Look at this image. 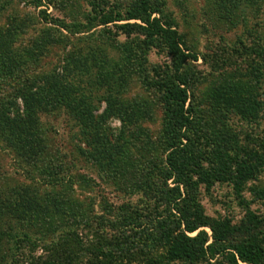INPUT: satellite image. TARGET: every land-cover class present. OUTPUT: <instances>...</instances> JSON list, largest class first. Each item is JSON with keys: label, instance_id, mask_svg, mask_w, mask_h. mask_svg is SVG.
Here are the masks:
<instances>
[{"label": "rangeland", "instance_id": "374dc122", "mask_svg": "<svg viewBox=\"0 0 264 264\" xmlns=\"http://www.w3.org/2000/svg\"><path fill=\"white\" fill-rule=\"evenodd\" d=\"M134 3L135 0H0V35L8 41L0 53L7 52L13 62H20H14L16 69L10 72L0 66V109L7 100L15 99L19 89L71 70L68 81L72 84L75 111L70 114L67 106H62L41 115L44 163H30L0 138V193H13L23 187L38 189L45 195H57L76 211L73 217H62L60 213L52 217L49 226L53 229L45 225L27 229L33 238L41 239V244L59 242L64 239V231L85 222L111 232L113 227L106 228V224L116 220L124 207L139 209L137 224L153 227L148 244L138 239L140 236L135 242L140 251H151L163 264H230L236 249L247 243L264 248V166L257 178L245 182H238L233 175L238 162H256L253 155L264 158V61L254 66L261 73L257 75L258 82L252 78L251 69V49L264 42V3L258 0L241 6L243 19L232 24L231 19L218 14L213 0H152L153 7L175 21L183 47L198 56V61H189L184 70L192 82L196 129L205 133L200 142L209 144L206 149H213L216 159L222 157L220 165L228 162L225 170L233 176L229 181L198 183V199L190 206L194 214L202 216L192 220L191 225L200 227L185 234L190 239L198 234L201 237L197 241L183 239L191 254L176 258L170 255L171 245H164L157 232L162 221L174 219L171 213L179 217L175 212L178 208L171 211L170 205L164 204L159 207L162 217L150 215L158 194L137 188L147 181L158 188L168 171L166 112L160 93L147 81H157L163 72L174 73L166 45L158 40L152 46L145 35L136 32L108 36L103 26L75 34L60 27L78 29L76 25L84 27L89 23L95 10L125 12ZM135 22L141 24L139 20L118 24ZM110 29L117 32L113 25ZM244 94H253L261 106L258 118L236 110L237 97ZM17 102L21 108V101ZM84 110L96 118L85 119ZM117 112L119 116L110 114ZM93 123L109 138L105 157L113 156L110 165V160H96L99 154H93L96 145L92 144V128H86ZM222 153L234 160L228 161ZM203 165L215 167L209 161ZM57 166L64 170L58 171ZM47 168L59 176L49 179L42 175ZM60 178L70 182L62 188L51 185L55 181L63 184ZM168 183L175 186L172 180ZM10 229L21 233L26 227L14 223ZM93 235L92 229L84 230L80 240L96 243ZM4 251L11 259L14 253L8 243ZM38 251L40 255L42 251Z\"/></svg>", "mask_w": 264, "mask_h": 264}, {"label": "trees", "instance_id": "16d2710c", "mask_svg": "<svg viewBox=\"0 0 264 264\" xmlns=\"http://www.w3.org/2000/svg\"><path fill=\"white\" fill-rule=\"evenodd\" d=\"M213 1L218 14L225 20L231 19L232 24H235L239 19H243L241 6L253 5L258 0ZM262 1L264 3V0ZM94 13L89 23L84 27L81 25H76L79 26L78 29L63 25L60 27L72 34L89 32L98 26L107 28L105 33L113 37L122 34L130 36L135 32L141 33L145 35L146 40L152 46L157 44L155 41L163 42L172 57L175 67L172 75L163 72L157 81L147 80L160 93V100L166 112L164 135L169 141V151L166 156L168 171H165V181L158 188L155 189L148 181V185L141 182L140 186L142 187L138 185L137 188H143L148 194H158V198L155 199V207L149 212L150 215L155 214L157 217H162L159 207L164 204H169L171 211L178 208L175 212L179 213V217L171 213L170 217L174 219L162 221V226L157 233H159L160 239L163 238L164 245H171L170 255L172 257H188L186 255L191 254L192 250L189 248L188 251L183 239L197 241L201 237V234H198L190 239L185 234L186 232H195L200 227L196 224L191 225L192 220H196V218L199 220L202 216L194 214V210L190 206L198 199L196 193L198 183L211 184L214 181H229L233 177L228 173L229 171L225 170L228 162L224 164L221 162L220 165L222 157H219V161L215 158L216 154L213 149L211 151L206 149L209 144L200 142V137H204L205 133L196 129L195 112L191 104L192 82L187 78L184 70L189 61H198V56L183 47L175 21L165 16L157 6L153 7L152 0H135V3L125 12L95 10ZM156 13H159L160 16H155ZM44 19L47 20L46 17ZM123 20H139L141 24L137 22L118 24ZM111 25L117 29V32H112ZM1 36L3 35H0V38ZM7 43V39L2 37L0 50L1 48L5 50ZM251 52L254 55L251 62V69L254 71L252 78L258 82L260 77L257 75L261 73L257 70V66H254L259 64L260 60L264 61V42L252 47ZM14 62L16 61L14 60ZM14 62L7 52L0 53V66L4 71L10 72L16 69L18 61L15 64ZM71 72V70H66L64 75L53 74L41 82L30 83V87L19 89V92H16L17 95L13 97L15 99L7 100L0 109V138L10 145L9 147L14 153L19 152L34 165H37L38 162L44 163L43 155L46 150L45 141L42 138L44 132L40 123L41 115L62 106H67L70 114L75 112L72 107L74 100L72 84L68 81ZM252 95L247 97L244 94L242 98L239 95L237 97L239 101L235 108L243 115L253 113L255 118H258L261 106ZM17 100L21 101V108L18 106ZM110 114L119 116L118 112ZM82 115L85 119L96 118L91 111L87 110H84ZM86 128H92L90 130L94 137L92 144L96 145L93 154L95 156L99 154L96 160L108 159L110 165L113 156L105 157L109 152L105 150L110 145L109 138L107 135L101 134L96 123L90 124ZM222 154L228 161L234 160L232 157ZM253 158L256 159V162L241 161L237 163L239 168L235 174L233 173L235 180L245 182L248 179L257 178V172L261 171L264 166V158L258 157V155H253ZM204 161H209L215 167H205ZM49 168L43 170L45 172H41V174H45L49 179L59 176ZM56 168L59 169L58 171L64 170L62 166ZM52 169L54 170V168ZM59 180L64 181V185L58 184L57 181L51 185L62 188L70 182L61 178ZM170 180L175 184L173 188L169 186L168 181ZM164 184L166 186L162 187ZM179 204L182 206L179 207ZM67 205L68 203L58 199L57 195L50 193L45 195L38 189L32 190L29 187H23L5 195L0 193V264H163L155 258L151 251L144 253L138 249L135 239L140 236L138 239L147 243L154 234L152 232L155 231L148 225L137 224L136 221L140 216L139 209L129 210L121 207L123 209L120 210L116 220L106 224V228L113 227L110 229L112 234L107 229H100L96 227L98 225L94 226L91 222H85L78 228H68L67 231H64L62 235L64 239L59 242L50 240L48 244H41V239L31 236L27 229L42 225L51 227L49 225L52 223V217L59 213L62 217L75 216L76 211ZM148 218L152 220L154 217L146 216V219ZM14 223L23 224L26 229L21 233H14L10 229ZM91 229L94 232L92 239H97V242L94 243L91 240L90 244L84 243L80 240L84 235V230ZM6 243L13 249L14 254L12 253L11 259H8L4 251ZM38 249L42 251L40 255H38ZM236 250V255L231 256L230 264H241V262L264 264V248L260 245L251 242Z\"/></svg>", "mask_w": 264, "mask_h": 264}]
</instances>
